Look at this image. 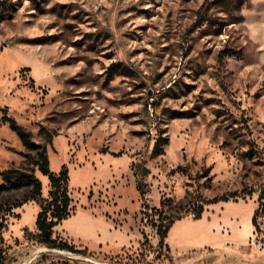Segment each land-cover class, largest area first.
I'll use <instances>...</instances> for the list:
<instances>
[{"label": "rangeland", "instance_id": "1", "mask_svg": "<svg viewBox=\"0 0 264 264\" xmlns=\"http://www.w3.org/2000/svg\"><path fill=\"white\" fill-rule=\"evenodd\" d=\"M1 8L0 183L3 170L32 167L8 115L35 141L50 139L49 168L67 166L73 207L139 234L117 253L41 245L35 218L49 185L35 169L38 201L7 215L29 191H0L2 264H264V207L253 230L251 222L264 196V0H3ZM232 193L237 200L193 217V206ZM177 216L160 243L156 226ZM218 236L240 255L216 248Z\"/></svg>", "mask_w": 264, "mask_h": 264}, {"label": "trees", "instance_id": "2", "mask_svg": "<svg viewBox=\"0 0 264 264\" xmlns=\"http://www.w3.org/2000/svg\"><path fill=\"white\" fill-rule=\"evenodd\" d=\"M2 5L3 0H0V19L3 11V9L1 8ZM2 118L5 121H8L10 127L17 132L22 144L26 148V151L23 152L25 159L22 161V164L29 160L32 163L31 168H25L24 166H11L2 171L0 191L8 190L11 188L17 189L20 187H26L29 191L28 196L23 200H20L15 204L8 206V208L4 210L5 214H12L13 208L21 206L23 203L29 200L38 201L39 198H41L42 182L34 174V170L36 169L41 174L47 176L49 185L48 196L43 199L40 210L37 212L35 218V226L37 229V232L35 234L36 241L47 248L80 251L74 250L73 245L70 244V242L72 241L68 240L67 238H61L56 234L54 230L56 225H58L63 219H66L67 217L72 215V213H74L76 209L75 207H73L72 197L70 196V192L68 189L69 173L67 166L63 164L58 172L51 171L49 168V160L46 153V143L50 141V139L47 138L44 139L43 142H37L33 139L31 132L18 125L13 118L9 117L8 115H3ZM231 197L233 198V200H237L238 195L236 193H232L230 194V196H215L213 198L204 200L202 203H199L196 206H193L192 208H190V210L193 213L194 218H199L204 211V205L216 203L219 201H228ZM261 207H264V196L259 195L258 206L251 218L252 225L254 226H256V213ZM188 209L189 208H187L186 211ZM180 217L181 216L171 218L166 224L156 226V232L159 236L160 243L164 242L168 230L174 220ZM2 263L3 260L0 258V264Z\"/></svg>", "mask_w": 264, "mask_h": 264}, {"label": "crops", "instance_id": "3", "mask_svg": "<svg viewBox=\"0 0 264 264\" xmlns=\"http://www.w3.org/2000/svg\"><path fill=\"white\" fill-rule=\"evenodd\" d=\"M54 230L68 240L82 245L84 248L103 253H117L123 249L136 247L139 240V234L135 230L115 225L111 219L102 215L101 212L92 211L85 206L77 207L74 213L63 219L55 226ZM249 234H252L251 229L249 233L244 234L245 238L242 239L243 243L239 247V250L242 246H245L248 241L247 239L250 238ZM215 242L220 243V247L216 248L225 247L226 251L229 250L228 252L236 250V255H240L241 253L236 249V243H226L225 240H221V236H218ZM171 252L174 253L173 251ZM249 254L251 253L249 252Z\"/></svg>", "mask_w": 264, "mask_h": 264}, {"label": "built area", "instance_id": "4", "mask_svg": "<svg viewBox=\"0 0 264 264\" xmlns=\"http://www.w3.org/2000/svg\"><path fill=\"white\" fill-rule=\"evenodd\" d=\"M257 246H258V248H261L262 246H264V243H262V242H257Z\"/></svg>", "mask_w": 264, "mask_h": 264}]
</instances>
